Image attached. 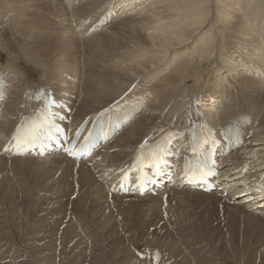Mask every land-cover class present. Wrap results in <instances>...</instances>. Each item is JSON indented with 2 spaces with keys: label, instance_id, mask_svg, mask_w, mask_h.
<instances>
[{
  "label": "bare ground",
  "instance_id": "6f19581e",
  "mask_svg": "<svg viewBox=\"0 0 264 264\" xmlns=\"http://www.w3.org/2000/svg\"><path fill=\"white\" fill-rule=\"evenodd\" d=\"M0 71L9 82L0 149L39 89L71 127L129 90L147 97L91 157L0 153V164L24 163L48 191L64 189L12 193L21 175L0 167V264H155L152 254L158 264L264 263V195L252 188L264 181V0H0ZM239 114L252 116L245 143L213 146L219 176L208 191L170 180L185 135L160 144L147 189L110 191L112 171L160 128L202 116L219 129Z\"/></svg>",
  "mask_w": 264,
  "mask_h": 264
},
{
  "label": "rangeland",
  "instance_id": "374dc122",
  "mask_svg": "<svg viewBox=\"0 0 264 264\" xmlns=\"http://www.w3.org/2000/svg\"><path fill=\"white\" fill-rule=\"evenodd\" d=\"M94 41V40H93ZM87 47V46H86ZM85 47V48H86ZM84 48V49H85ZM100 49V48H99ZM103 53V52H102ZM101 54V53H100ZM2 165H4V166H2ZM8 164H6V163H2V164H0V167H2V168H6V169H8V170H15L19 175H21V176H19L20 178H19V182L18 181H16V183L14 182V183H12V184H14L15 185V187H14V191L12 192V193H16V194H37V195H41L42 197H51V196H54V195H57V194H60V192H62L64 189H61V188H55V189H53V191H48L47 190V188H45V186H42L41 184H40V182H39V178H38V175L37 174H29L28 173V175L27 174H25V172H24V167H25V164L23 163V165L21 166V169L19 170V168H15V166L14 167H12L13 165H8L9 166V168H8V166H7ZM11 166V167H10ZM18 170V171H17ZM21 172L23 173V174H21ZM10 174H12V172H9V174L7 175V177H17L16 176V174H13V175H10ZM24 175V176H23ZM26 175V176H25ZM37 175V176H36ZM29 176V177H28ZM37 177V179H36V177ZM12 177V178H13ZM23 177H24V179H23ZM26 177V178H25ZM27 177H28V180H26L27 179ZM35 177V178H34ZM1 178V177H0ZM34 178V179H33ZM33 179V180H32ZM26 180V181H25ZM1 181V180H0ZM3 181V180H2ZM21 181V182H20ZM25 181V182H24ZM23 182H24V185H23ZM3 183H4V181H3ZM28 183H31V184H28ZM36 183H38V184H36ZM23 185V186H21V185ZM4 185H5V183H4ZM19 185V186H18ZM37 185V186H36ZM18 188H17V187ZM30 186H32V187H30ZM40 186V187H39ZM0 187H1V185H0ZM25 187H28V188H25ZM36 187V188H35ZM2 188V189H1ZM0 188V195L4 198L5 197V195L7 194L6 193V191H4V189H6V186L5 187H1ZM39 188H41V189H39ZM44 188V189H43ZM18 189V190H17ZM22 191H21V190ZM27 189V190H26ZM29 189V190H28ZM36 189V190H35ZM30 190H32V191H30ZM34 191V192H33ZM5 200H6V198H4ZM29 200V196L27 197V201ZM9 203V202H8ZM9 206H11L10 204H9ZM24 212V215L26 214V211H23ZM0 217L1 218H3L4 219V217H3V213H0ZM5 221H0V227H2V226H4V223ZM232 225V221H231V224L229 225V226H231ZM235 225L233 224L232 226H231V228L232 227H234ZM235 228H236V226H235ZM235 228H233V229H235ZM236 233V232H235ZM6 233H2L1 235H5ZM4 242H5V240H4V237L2 236H0V246L2 245V244H4ZM243 243V242H242ZM213 246L212 247H214V248H219V247H216L217 245H214V244H212ZM245 245V244H244ZM264 245V244H263ZM218 246H219V244H218ZM240 246H242L241 244H240ZM263 250H264V246H263ZM3 251H6V248H4V250ZM33 252V251H32ZM34 253V252H33ZM236 255V257H235V260H237V261H239V260H243L244 261V259H243V257L242 256H239V253L238 254H235ZM242 255V254H241ZM260 255H262V257H264L263 255H264V253L263 254H260ZM36 256V255H35ZM238 257V258H237ZM261 257V258H262ZM36 258H37V256H36ZM50 257H48V259H49ZM240 258V259H239ZM41 260H45V258L44 257H42L41 258ZM249 261H251V263H249ZM23 262V261H22ZM248 262V264H253V262H252V260H248L247 261ZM17 264V263H16ZM30 264H31V261H30ZM256 264H264V263H261V262H258V263H256Z\"/></svg>",
  "mask_w": 264,
  "mask_h": 264
},
{
  "label": "snow or ice",
  "instance_id": "6c2138e0",
  "mask_svg": "<svg viewBox=\"0 0 264 264\" xmlns=\"http://www.w3.org/2000/svg\"><path fill=\"white\" fill-rule=\"evenodd\" d=\"M2 98H3L2 93H0V99H2ZM69 154H73V153L70 152Z\"/></svg>",
  "mask_w": 264,
  "mask_h": 264
}]
</instances>
